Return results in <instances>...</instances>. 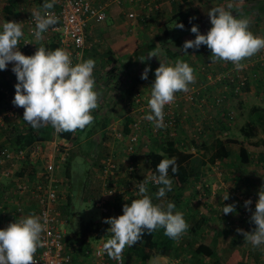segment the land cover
Segmentation results:
<instances>
[{
  "label": "rangeland",
  "instance_id": "rangeland-1",
  "mask_svg": "<svg viewBox=\"0 0 264 264\" xmlns=\"http://www.w3.org/2000/svg\"><path fill=\"white\" fill-rule=\"evenodd\" d=\"M175 1L178 2V7L180 5V9H187L188 7H190L188 9H198L200 6L209 5L212 8L222 7L229 10V5H240L242 7L248 4L249 14L247 17L242 18L249 20V30L254 35L264 37V6H257L260 2L264 3V0ZM158 3L166 14L170 15L175 11L170 0H158ZM185 4H188V6H185ZM111 5L109 10L114 8L116 13L120 14L118 18L128 9L140 12V4H129L128 0H123L122 4L112 3ZM110 13H113V11ZM191 15L192 19L197 22L198 15L195 13ZM208 19L209 17L206 18V21ZM4 20H7V18ZM119 21L122 22L121 19ZM203 21L202 19V23ZM103 23L110 26L112 20L107 17ZM207 23H210V20ZM137 27L139 29L135 30L134 28L135 31L133 30L131 33L133 34L132 38H136V46L144 48L151 39L154 40L156 30H152L153 24L149 22L147 26L139 24ZM89 28L91 29V24ZM168 29V34L164 35V38L158 41L157 44H154V48L146 52V61H150L153 65H159V62H173L176 61V58L182 56V61L187 63L194 61L196 65H199L202 56L208 57L212 61L210 65H213V69L220 66V72L215 70L211 74L209 70H202L203 72L199 71L198 73L194 71L195 81L189 86L194 88L199 86L201 80L197 77V74H199L206 79L205 84L208 83L207 85L213 87L212 92L203 96L196 94L193 102L186 101L183 92L175 93L174 105H171L180 120L178 119L174 127L171 126V123H166L164 119L165 126L157 129L153 122L144 118V115L149 114L146 111L139 114L129 113L128 115L131 118L127 119L126 112L118 115L115 112L108 111L105 113L108 118L105 122L109 124L108 128L95 127L93 133H88V126L82 130L78 129L74 134V140H76L68 151V164L61 166L58 171L61 192L59 209L63 218L67 219L66 224L63 226L66 232L65 241L69 243L68 246L74 247L76 251L78 245L79 248L86 246V244L92 246L90 242L97 240L95 238H104L106 241L111 236L108 233L110 225L106 224L104 220L121 215L122 206L130 203L132 199L138 198L137 188L134 185L143 182L152 175L148 167L147 155L158 147L157 143L159 141H164L171 144L176 151L191 154L189 165L192 173L185 187L190 192V196L185 198L182 192L181 196L175 198V186L173 185L172 190L167 192L163 198L156 197L155 194L158 189L154 188L153 197L150 195L149 184L148 195L152 197L153 203L166 204L168 201L174 202L176 205L175 210L183 212L184 219L189 227L177 243L176 252L180 251L178 256H157L149 259L146 264H174L177 261L179 263L210 264L214 260L219 264H264V245L254 247L243 236L244 232H251L255 229V225L251 221V215L258 199V192L264 187V162L260 158L262 155L259 156L257 152H248L249 160L247 163L242 162L239 156V145L229 143L227 147L230 155L220 161L214 154L213 148V142L216 138H233L240 142L256 141L263 138L264 121L263 124H258L257 121L250 124V119H256L254 115L250 114V111L256 107L264 110V86L261 83L264 79V66L256 68L259 63L258 55L260 54V58H264V49L242 60L241 63L244 67L237 70L230 61L216 60L211 55V50L202 47V45L198 48L199 53L192 48L184 50L183 43L186 40L195 38V34L190 29L180 30L175 27L173 21L167 25ZM206 32L202 31L200 34ZM111 36V34H108L105 38L99 36V50L105 52V55L102 56H107L106 51L108 49L113 51ZM165 47L178 56L172 59L166 58L168 54L165 53ZM113 49L118 51L119 47H113ZM130 52L131 50H129ZM151 52H156V57H148L147 54ZM123 59L124 57L118 58L120 62H125L126 60ZM107 65L109 64L105 66ZM215 65L216 67H214ZM144 69L145 65L141 66L140 64L126 68L120 66L116 70L117 75L108 79L109 86L103 89L110 86L112 90L119 88V86L125 87L128 93L132 91L133 94L137 92L136 94H139L141 98L145 96L141 101L143 104L147 103L150 98L149 85L154 80V76L153 80L152 76L141 80V73ZM108 70L112 72L114 68L106 69V71ZM102 73L104 74V71ZM241 76L246 77L243 84H241ZM144 86L148 87L146 91L141 89ZM133 94L125 95L124 100L126 99L132 103L133 99L134 103L136 97H133ZM13 97L14 95L11 96V98ZM135 105L137 110H141L138 107L139 103ZM168 106L169 104L165 105L164 110ZM142 110L146 109L143 108ZM100 115L104 116V113L100 112ZM140 115L144 117L141 118ZM96 116H98V113ZM102 119L98 118L94 120V123L99 124ZM9 123L11 124L12 121H9ZM134 123H136V129H134ZM126 124H128L129 130L125 134L124 127ZM251 125L255 126V129L251 128ZM199 127H202V131H204L202 135L199 133L201 131L198 130ZM131 130L138 134V140L133 146V151L128 152V135ZM7 131L0 130V136L5 137ZM212 154L214 159L211 160ZM106 158L112 159L117 168L111 177L103 179L99 166L101 167ZM131 163L137 166V170L134 174L128 176L125 169ZM66 167H68V170ZM196 185L198 188L195 187ZM109 189L114 191V194L107 193ZM224 191L228 196L226 200L223 199ZM118 194L123 196L126 203H121L122 200L118 197ZM246 200L252 202L247 207L244 203ZM102 201H104V204L98 206ZM226 204H234L235 212L229 214L220 212ZM102 207L106 209L104 212L101 209ZM201 217V225L193 233L190 232L195 221ZM204 219L205 222H203ZM90 221L97 227L99 226V233L90 234L95 235V238L88 236L89 234L74 235L78 232V228ZM238 229L242 231H237ZM88 239L90 242L87 241ZM233 240H237L238 244H234ZM201 242L214 248L215 252L212 258L206 259L202 255L194 253V248ZM233 249L238 252L236 258L231 257ZM125 250H127V247ZM125 250L124 254L122 253L124 258Z\"/></svg>",
  "mask_w": 264,
  "mask_h": 264
},
{
  "label": "clouds",
  "instance_id": "clouds-1",
  "mask_svg": "<svg viewBox=\"0 0 264 264\" xmlns=\"http://www.w3.org/2000/svg\"><path fill=\"white\" fill-rule=\"evenodd\" d=\"M55 3L56 0H44L41 9L33 13L36 39H41L43 33L57 24L58 18L51 11ZM207 15L211 27L205 34H200L198 27L192 25L190 31L195 38L183 43L184 50L206 45L216 60L230 61L235 69L240 70L244 67L242 60L264 49V37L256 36L249 30L247 18H236L222 7L210 9ZM175 26L184 27L182 23ZM22 35L21 23L7 21L0 26V71L5 70L8 63L13 64L11 71L17 83L12 103L24 109L23 121L34 129L51 125L57 134L82 130L90 125L94 119L92 112L98 107L93 76L95 60L89 58L73 63L71 53L64 48L46 50L38 47L33 55H24L17 48ZM156 55V52L147 54L148 57ZM148 72L149 68L145 67L141 79H147ZM154 77L148 99L150 113L144 118L159 129L165 126V105L174 101L175 93L188 91L195 76L187 62L176 60L159 62ZM169 169L172 174L177 172L175 157L161 159L155 169L158 175H151L136 184L138 198L124 204L121 215L104 220L110 225L111 236L102 244L98 254L106 253L122 264L121 254L125 248L135 245L145 231L162 228L165 236L178 239L188 230L184 214L175 210L174 202L153 203L148 195L150 181L159 186L155 194L157 198L165 197L172 190ZM227 198L224 191L223 199ZM244 203L247 207L252 202L246 200ZM220 212L234 213L235 205L226 204ZM251 221L255 229L244 232V239L254 247L264 245V187L258 192ZM46 224V217L29 214L0 228V264H36L34 255L42 246Z\"/></svg>",
  "mask_w": 264,
  "mask_h": 264
},
{
  "label": "built area",
  "instance_id": "built-area-1",
  "mask_svg": "<svg viewBox=\"0 0 264 264\" xmlns=\"http://www.w3.org/2000/svg\"><path fill=\"white\" fill-rule=\"evenodd\" d=\"M122 1L56 0L51 11L58 18L57 24L51 26L47 32L43 33L41 39H36L34 36L36 21L33 13L40 10L41 5L32 4L30 6L29 2H18L17 5L13 3L12 6L11 0H0V26L7 21L21 23L23 35L17 48L24 55H33L38 46L50 50L47 44L52 41L56 48H64L69 51L73 63H76L84 60L86 50L92 46L95 40L87 41L92 36L89 25L92 23H103L107 18L111 4H122ZM128 1L129 4H140L139 13L135 12L134 9H128L123 13L133 23H137L140 19L147 17L148 12L153 8H158V3L155 0ZM4 7H12L13 13L5 14ZM6 18L7 20H4ZM258 57L259 63L262 65L264 58H260V54ZM7 70L15 77V74L10 69L7 68ZM240 79L241 84H243L246 77L241 76ZM0 90L5 92L6 97L9 96L10 98L11 95L1 85ZM190 90L189 88L188 91L183 92L185 100L191 98ZM141 102V98L136 96L134 103H139L138 107L141 110L143 108L149 109L148 106L141 104ZM171 104L173 102L164 110V119L166 123L169 122L174 127L179 118ZM19 110L24 109L11 102L8 103L5 109H0V124H2L4 116L14 118ZM143 117L141 115V118ZM133 126H135L134 129L137 128L136 123ZM76 132L77 130L71 132L69 138H65L61 136L62 133L57 134L53 129L50 139L35 141L28 148L0 149V168L5 162H8V166L0 171V191L1 193H7L12 190V194L5 205L2 200L0 201V211L8 216L7 221L11 223L29 214L47 218L45 231L42 233V246L37 248L34 255L36 264H72V256L70 254L72 248L65 241L66 232L63 228L66 219L63 218L59 209L61 192L58 171L68 161V151L75 141L74 134ZM137 140L138 134L131 130L128 135V152L133 151V146L137 143ZM116 168L115 162L106 158L100 168L102 178L108 179L111 177L115 173ZM125 170L128 174H134L137 166L131 163ZM21 171L23 173L18 174ZM6 184L9 185L8 188H4ZM136 184L134 185L135 187ZM107 193L112 194L113 191L109 189ZM102 203L104 204V201L99 203L98 206ZM101 209L103 212L106 210L103 207ZM7 211L15 212L16 217L14 220H12L13 215L11 216V213ZM101 249L102 244L94 247L90 253L85 250V253L89 254V258L83 264H121V261L110 258L106 253L98 254ZM121 259L122 264H136L127 262L122 254Z\"/></svg>",
  "mask_w": 264,
  "mask_h": 264
},
{
  "label": "trees",
  "instance_id": "trees-1",
  "mask_svg": "<svg viewBox=\"0 0 264 264\" xmlns=\"http://www.w3.org/2000/svg\"><path fill=\"white\" fill-rule=\"evenodd\" d=\"M2 1H7V0H2ZM155 1L158 3V0H155ZM180 1L186 2V0H180ZM11 2H12V6H13V3H15L17 5L18 2H24V3L29 2L30 6L32 4H37L38 6H40V5L42 6V4L44 3V0H11ZM170 3L172 5L173 10H175L172 14L169 15V14L164 13L162 7H159V3H158V8H153L151 11L148 12L147 17H144L143 19L139 20V23L143 24L144 26H147L148 22L153 24L152 29L156 30V32L154 34V38H153L154 40L152 41V39H151L149 41V43L147 44V46H145L144 48L136 47V49H134L133 52L129 53V56H128V59L126 62H120L119 61L118 64L120 66L126 68L129 66L135 65V64H140L141 66L145 65V67L149 68L148 76L149 77L152 76V80H153L154 70L159 65H153L150 61H146V58L142 61V59L146 56V52L149 49L154 48V44H157L158 41H160L162 38H164V35L168 34L169 30H167L166 25H168L172 21L175 22V25L177 23H182L184 25L183 29L179 28L180 30L189 29L193 24V21L190 18L192 16L191 14H193V13L198 14V11L200 9V7L198 9L197 8L196 9H188L190 7H188L187 9H184V8L180 9V5L178 7L177 1L170 0ZM229 6H230L229 10H232V13L234 16H236V18H242L245 16L247 17V15L249 14V5L248 4L243 5L241 7V9H240V5L239 6L229 5ZM257 6L262 7V6H264V3L260 2V3H258ZM201 8L207 9V10L212 9V7H210L209 5H204ZM4 13L5 14L6 13H13L12 7H4ZM202 18H203V16H202ZM198 19H199V17H198ZM263 36H264V34H263ZM47 45H48V48L50 50L56 49V46L52 41L49 42V44H47ZM192 49L193 50L196 49L195 51H197V53H199L198 48H192ZM165 53L168 54V57H166L168 59H172L173 57H175L173 52H171L170 49H168L167 47H165ZM106 54H107V56L113 57L112 56L113 53L111 52L110 49L107 50ZM197 56L198 55L196 54V58H197ZM176 60H182V56H180L179 58H176ZM210 60L211 59H209L208 57L202 56V61H200L201 63L199 65H196V63H194V61L189 62L188 64L193 68V70L198 69L197 71H195V73L199 72V71L203 72L202 70H206V71L209 70L211 74H213L215 70L220 72V70H219L220 66L218 68L215 65L214 67H216V69H213V67H212L213 65H210V62H212ZM195 62H196V60H195ZM262 65L264 66V63ZM262 65H261V63H258L256 68H261ZM6 71H8L6 68H5V70L0 71V85L7 90L9 95L13 96L14 92H15L14 85L16 83V78L13 77V80H12L13 83L11 84V86H8L6 81H5V77L3 76ZM197 77L199 79H201L199 86H196L195 88L193 86H188V89L189 88L191 89L190 90L191 91V98L186 100V101L193 102L196 94H199V96H203L209 92H212L213 87H210L209 85H207L208 83H206V84L204 83L206 79H204L199 74H197ZM131 87H133V86H131ZM11 96H10V98H9V96L6 97L5 92L0 90V109L1 110L5 109L6 105H8V103H10V102L12 103L13 98H11ZM199 105H202V104H199ZM21 111H23V110H21ZM19 113L20 112L16 113V116H15L16 118H18L20 116ZM250 114L254 115V117L256 118V119H250V124L255 123V121H257L258 124H261V123L263 124V121H264V110L263 109H260L257 107L253 108V109H251ZM20 119H23V117H21ZM20 119L15 120V119H11V117H8V116L3 117V122H2V124H0V130L4 131V132H5V130H8L7 131L8 133L3 138L2 141L0 140V149H2V148H13V149L28 148L35 141L48 140L52 137L51 132H52L53 128L51 125H45L42 128L34 129V128L28 126L26 122H23L22 124L24 126L19 127V121L21 122ZM9 121H12V123L10 124ZM127 126H128V124H126L124 127L125 134L128 133V130H129V127H127ZM250 127L255 129V126H253V125H251ZM198 130H201L199 132L200 135H202V132L204 133V131H202V127H199ZM77 131H78V129H77ZM262 131L264 132V127H263ZM70 133L71 132H63L61 134V136L65 137V138H69ZM159 138H161V137L159 136ZM229 143L239 145V154H240V159L242 160V162L247 163V161L249 160L248 152H257L258 154L264 153V139L256 140V141L240 142V141H237V139H233V138H225V139L216 138V139H214V142H213L214 154H216V156L218 157V159L220 161L224 160L225 158H227L230 155L229 149L227 147V144H229ZM157 144H158V147L156 149H153L152 151H150L147 155L148 167H149L150 173L152 175H158V173H156L155 169H156V165L159 163V161L165 157H167V158L175 157L176 158V164H177V172L175 174H172L171 169H169V176H170V178H172L173 185L175 186V198H176V196L179 197L182 194V190L187 186L189 179H190V176H191V173H192V169L189 165L190 160H191V154L185 153L183 151H176L174 149V147H172L171 144L165 143L164 141L163 142L159 141ZM212 157H213V154L211 155V160L214 159ZM67 164H68V161L65 165H67ZM7 166H8V162H5L2 165L1 169L5 168ZM99 168H101V167L99 166ZM66 169L68 170V167H66ZM22 171L19 172L18 174H22L23 173ZM130 175H132V174H128V176H130ZM149 185H150V195H152L154 197L153 190H155L154 188L158 189L159 186L156 184L155 185L152 184L151 181L149 182ZM8 186L9 185L6 184L4 186V188H8ZM10 192L12 194V190L9 191L8 193L10 194ZM0 193H1V191H0ZM118 197L122 200L121 203H126V200H124L123 196L118 194ZM0 199H1V197H0ZM5 203L6 202H4V205H5ZM64 215H65V211H64ZM201 219H202V217L195 221V223L193 224V228L190 230V232L193 233L196 230V228H198L201 225V222H202ZM205 221L206 220L204 219L203 222H205ZM66 222H67V220H66ZM77 231L78 232L74 233V235H78V236H79V234L80 235H84V234L90 235L93 233L97 234L100 232L99 226L97 227V225H94V223H91V221L89 223H86L82 227L78 228ZM108 233L111 234L110 231ZM180 238H181V236L178 239H170L169 237L164 235V230L162 228L151 231V232L145 231V234L141 237V239L135 245H133L131 248L127 247V250H125L126 261L127 262H134L136 264H146V262H148L149 259L157 257V256H163V257L175 256L176 257L179 255L178 252H180V251L176 252V250L178 248L177 243L180 240ZM234 244H238L237 240L234 241ZM214 252H215L214 248L211 247V245H207L206 243H202V242L199 243L194 248L195 254L202 255L206 259L212 258L214 256ZM123 254H124V252H123ZM237 256H238L237 250L233 249L231 252V257L236 258ZM174 264H198V263H182V262L179 263L177 261ZM210 264H219V263L214 260Z\"/></svg>",
  "mask_w": 264,
  "mask_h": 264
},
{
  "label": "crops",
  "instance_id": "crops-1",
  "mask_svg": "<svg viewBox=\"0 0 264 264\" xmlns=\"http://www.w3.org/2000/svg\"><path fill=\"white\" fill-rule=\"evenodd\" d=\"M185 6H188V4H185ZM201 7L202 6H200V9H199L198 14H197L198 17H199L197 22H195L192 19V17H190L191 20L193 21L192 25H196L198 27V31L200 33H202V31H204V32L208 31L209 28L211 27V24L207 23V21L209 19L206 21V18L208 17L207 12L209 10L202 9ZM194 9H196V8H194ZM240 9H241V7H240ZM111 11H113V13H110ZM229 11L232 12V10H229ZM118 15H120V14L116 13V10L114 8H112V9H110V11L108 12V15H107V17L112 20V24L110 26H107L106 23H100V24H93L92 23L91 24L90 32H91L92 36H90V38L87 41L91 42L92 39H95V40L93 41L92 46L89 49L86 50L84 60L92 58L96 62L95 63V68H94V71H93V76H94V79H95V90L98 92V107L95 110H93V112H92V115H93L94 119H93V122L90 125H88V129H87L88 133L89 132L93 133V131L96 129L95 127H98V128L101 127V128H104V129L109 127V124L105 123L108 120V118L106 117L107 114L105 115V113L108 112V111L115 112L118 115L120 113H121L120 115H122L123 112H126L125 113L126 119L127 118H131L128 115L129 113L131 114V113L135 112V113L139 114V113H142L144 111L150 113V109H148V108H145L146 110H137L136 109V105L133 103V99H132V103L128 102L126 99L124 100V96L125 95L133 94L132 91H131V93H128V91L125 89V87L119 86V88L117 87L116 89L112 90L111 86H110V87H108L106 89H103L104 87L109 86L108 79L117 75L116 70H117V68H120V65L118 64L119 63L118 58L119 57H124L123 60L127 61L128 56H129V50H131V52H133V50L136 49V47H139V46H136V44H137L135 42L136 38L135 37H134V39L132 38L133 34H131V33L133 32L134 28H135V30L139 29L137 27V25H139V24L141 26H144L143 24H141L139 22H137V25H135L136 23H133V22L129 21L124 16L123 13H122V15L119 18H118ZM202 16H203V18H202ZM118 19L119 20L121 19L122 22H120ZM202 19L204 20L203 23H202ZM108 34L112 35L110 40L113 41V43L111 44V47H112V50H113L111 52L113 53V55H112L113 57L102 56V55H105V52L104 51L101 52V50H99V47H100L99 44H98L99 43V36L105 38ZM113 47H119V50L115 51L113 49ZM202 47H206V45H204V46L202 45ZM175 57H177L176 54H175ZM106 64H109V65L105 66ZM12 66H13L12 63H8L7 66H6V69L8 68V69L11 70ZM108 68H114V70L112 72L110 70L106 71V69H108ZM197 70L198 69H195L194 71H197ZM103 71H104V74L102 73ZM9 73H10L9 71H6L3 76L5 77V81H6L7 85L11 86V84L13 83L12 82L13 75L11 73L10 74ZM196 73H198V72H196ZM140 82H138V84L140 86H142V84H140ZM152 82H151V84H152ZM261 83H263V86H264V79H263V81ZM151 84L149 85V91L150 92H151ZM141 89L146 91L148 89V87L144 86ZM136 93L137 92H135L133 97H136V96L140 97V95L136 94ZM149 95H150V93H149ZM122 96H123V98H122ZM101 97H102V99H100ZM142 98H145V96L142 97ZM141 104H143V103L141 102ZM144 105L148 106V102L144 103ZM23 111L19 110L18 112H20L19 113L20 116L18 118L14 117V118H11V119H15V120L20 119L21 117H23ZM100 112L104 113V116H101ZM97 113H98V116H96ZM144 116H146V115H144ZM98 118H103L102 122L100 121L99 124H95L94 120H97ZM20 120H21V122L19 121V127H23L24 125L22 123L25 122V121H23V119H20ZM128 120L130 121V119H128ZM262 137H263L262 139H264L263 135H262ZM3 138L4 137H0V140L2 141ZM262 139H260V140H262ZM261 155H262V157L259 154L260 158L264 162V153H262ZM239 156H240V154H239ZM1 170L2 169L0 168V171ZM195 187L198 188L197 185ZM182 192H183V195L185 196V198L190 196V192L186 188L183 189ZM10 194H11V192H10ZM10 194L8 192L7 193H3V192L0 193V197H1L0 201L2 200L4 202H7L9 200V197L11 196ZM7 212H10L11 216L13 215L12 220H14L15 217H16L15 212H13V211H7ZM7 220H8V216L3 214L0 211V228H5L9 223H11L10 221H7ZM88 236H93L92 238H95V235H88ZM95 239H97V240H95L94 242H90L89 239L87 240L90 243H92V246H88V244H86V246H83V247L79 248V245H78V248L76 249V251H75V248L72 247V249L70 251L71 252L70 254L72 256V264H83L84 262H87V258H89V254H86L85 250H88L89 253H90L94 249V247H96V246H98L100 244H103L104 241H105L104 238L101 239V238L98 237V238H95ZM67 244H69V243H67Z\"/></svg>",
  "mask_w": 264,
  "mask_h": 264
}]
</instances>
